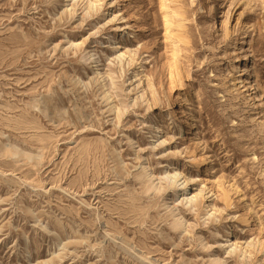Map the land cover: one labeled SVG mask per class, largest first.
<instances>
[{"label": "rangeland", "instance_id": "rangeland-1", "mask_svg": "<svg viewBox=\"0 0 264 264\" xmlns=\"http://www.w3.org/2000/svg\"><path fill=\"white\" fill-rule=\"evenodd\" d=\"M160 1L0 0V264H264V0Z\"/></svg>", "mask_w": 264, "mask_h": 264}, {"label": "bare ground", "instance_id": "bare-ground-1", "mask_svg": "<svg viewBox=\"0 0 264 264\" xmlns=\"http://www.w3.org/2000/svg\"><path fill=\"white\" fill-rule=\"evenodd\" d=\"M81 2L84 3L85 0H79ZM119 1H122V0H116V2H119ZM162 3H161V9L163 10V16H164V19H165V34H166V37H172L173 36V32H172V24H173V21H172V18L173 16L175 15L172 7L170 6L169 3H167V0H161ZM160 1V2H161ZM222 1L223 0H214L215 3H213V6H212V9L218 13V8L221 6L222 4ZM91 2V1H90ZM114 2V1H113ZM94 3V2H93ZM92 4V3H91ZM172 5V4H171ZM177 8V7H176ZM176 17V16H175ZM180 23H178L179 25ZM221 24H224V26H226L225 24V21H220V25ZM129 26V25H128ZM130 27V26H129ZM184 28V27H182ZM226 28V27H225ZM232 32L229 31L227 28L225 29V32H224V37L227 38L229 36V33ZM176 33V32H175ZM123 34V33H122ZM180 33H177V35H179ZM182 34V33H181ZM245 34H246V29L243 27L242 29H240V31L238 32V35L236 36V38H234L230 43H229V48L224 51V53L222 54V59H226V58H230L232 57L233 58V62L232 64L230 65V68L227 69V68H223L224 69V79L227 80L229 82V85H228V88L231 87V88H234L236 86H240L243 91H246L248 92V94L254 89L252 87V85L250 84L251 81H249V78L251 77V73L250 71H245L242 66H241V57H243V55L241 54V44L243 43V40L245 38ZM113 37V36H112ZM119 37V36H118ZM122 35L119 37L121 38ZM170 39V38H169ZM235 41V42H234ZM234 42V43H233ZM115 44L118 43L117 40L114 42ZM173 44V43H172ZM179 44V43H178ZM116 46V45H115ZM176 46V42L175 44L173 45V47ZM178 46V45H177ZM117 47V46H116ZM174 54L176 56H178L177 54V48L174 47ZM123 51V50H122ZM177 53V54H176ZM126 54H128V51L124 48V51L121 52L119 54L120 57H124ZM85 55L87 56V64L89 66L90 69H96L97 67V54L95 52H93L92 50H87ZM128 60H127V66H130L132 65V63L134 62V59L129 55L128 56ZM231 59V58H230ZM221 63V62H220ZM97 71V70H96ZM98 72V71H97ZM97 74H100V73H97ZM133 78L135 80H137L138 82H141L142 81V75H141V72H140V66L137 67V69L135 70V74L133 75ZM250 95V94H249ZM109 97V96H108ZM253 100L255 99L256 100V96H253L252 97ZM257 101V100H256ZM251 104V103H250ZM264 108V103L262 104V107L261 109ZM261 109L260 111L256 112L255 114H259L261 112ZM263 110V109H262ZM156 118V117H155ZM155 118H151L152 121H151V132H156L155 130H157V132H159V127L156 123V120ZM189 123V122H188ZM191 125V123H190ZM260 130L263 132L264 134V119L262 120L261 122V125H260ZM163 142V141H162ZM192 164L196 167H199L200 164L204 161H206V158L205 156L202 157L201 155H194L192 157ZM166 176V177H165ZM164 178H167L168 180V186L171 188V191L173 192L174 195H179L182 197L181 200H185L187 199V197H184V193H183V189H184V186L186 184H189L193 178V176H190V175H186L185 173H183L182 171H179V170H173V171H166V174H165ZM167 183V182H166ZM198 191V189H197ZM201 191V190H200ZM198 191V192H195L192 197H190L189 199H187L186 201L190 200V199H197L198 197H202L201 196V192ZM224 191V190H223ZM201 193V194H200ZM225 193V192H224ZM223 197V196H222ZM204 197H202L203 199ZM224 198V197H223ZM222 198V199H223ZM225 202H226V205L228 207V205H230L231 202L230 201V198H226L224 199ZM225 204V203H224ZM215 209V208H213ZM250 211V210H249ZM249 211H246V212H249ZM219 212V211H218ZM226 216L224 219H226V222H230V220L232 218H237V221H239L240 223H244L245 225H250L248 222H249V219L252 222H254V217L253 216H250V217H245V216H241V215H238L236 217V215H233V216ZM228 218H231V219H228ZM248 223V224H247ZM225 232L224 234L222 235V237H226L227 236V239L229 240V235H230V229L229 227L227 226L225 229ZM232 245L234 247H238L239 246V241H234L232 242Z\"/></svg>", "mask_w": 264, "mask_h": 264}]
</instances>
